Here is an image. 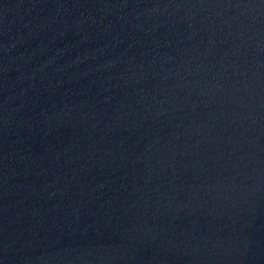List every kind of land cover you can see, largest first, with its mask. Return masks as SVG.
Returning a JSON list of instances; mask_svg holds the SVG:
<instances>
[{"label": "water", "instance_id": "95a60500", "mask_svg": "<svg viewBox=\"0 0 264 264\" xmlns=\"http://www.w3.org/2000/svg\"><path fill=\"white\" fill-rule=\"evenodd\" d=\"M0 264H264V0H0Z\"/></svg>", "mask_w": 264, "mask_h": 264}]
</instances>
